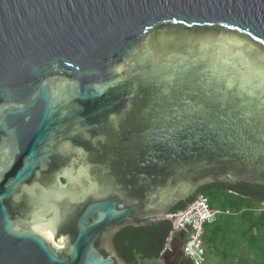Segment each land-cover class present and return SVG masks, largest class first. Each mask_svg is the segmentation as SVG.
I'll use <instances>...</instances> for the list:
<instances>
[{
    "label": "water",
    "instance_id": "95a60500",
    "mask_svg": "<svg viewBox=\"0 0 264 264\" xmlns=\"http://www.w3.org/2000/svg\"><path fill=\"white\" fill-rule=\"evenodd\" d=\"M236 183L264 187V0H0V264H125L118 232Z\"/></svg>",
    "mask_w": 264,
    "mask_h": 264
},
{
    "label": "trees",
    "instance_id": "16d2710c",
    "mask_svg": "<svg viewBox=\"0 0 264 264\" xmlns=\"http://www.w3.org/2000/svg\"><path fill=\"white\" fill-rule=\"evenodd\" d=\"M197 193L208 199L211 209L220 212L203 228L204 264H264V187L212 184ZM194 200L180 202L172 213L185 210ZM171 231L169 222L127 227L115 235L113 245L125 264H162L161 254ZM178 264L193 263L184 256Z\"/></svg>",
    "mask_w": 264,
    "mask_h": 264
},
{
    "label": "built area",
    "instance_id": "2783aa9c",
    "mask_svg": "<svg viewBox=\"0 0 264 264\" xmlns=\"http://www.w3.org/2000/svg\"><path fill=\"white\" fill-rule=\"evenodd\" d=\"M218 215L220 212L211 209L208 199L203 196H200L186 210L172 213L169 216L173 222L172 231L161 256H164L169 249L173 239L184 233L186 234V241L182 248L184 256L190 259L193 264H204L203 228L205 225L213 223Z\"/></svg>",
    "mask_w": 264,
    "mask_h": 264
},
{
    "label": "flooded vegetation",
    "instance_id": "af4514ba",
    "mask_svg": "<svg viewBox=\"0 0 264 264\" xmlns=\"http://www.w3.org/2000/svg\"><path fill=\"white\" fill-rule=\"evenodd\" d=\"M171 245V244H170ZM181 247H182V244L181 242H175V244L173 245V253H174V257L177 258L178 255L180 254V251H181ZM169 250H170V246H169V249L166 251V253L164 254L165 256H167L169 254Z\"/></svg>",
    "mask_w": 264,
    "mask_h": 264
}]
</instances>
